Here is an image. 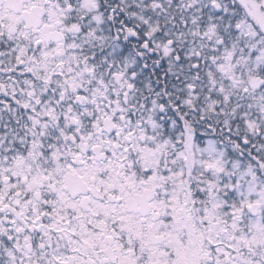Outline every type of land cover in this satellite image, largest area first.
I'll use <instances>...</instances> for the list:
<instances>
[{"label": "snow or ice", "instance_id": "1", "mask_svg": "<svg viewBox=\"0 0 264 264\" xmlns=\"http://www.w3.org/2000/svg\"><path fill=\"white\" fill-rule=\"evenodd\" d=\"M0 264H264V0H0Z\"/></svg>", "mask_w": 264, "mask_h": 264}]
</instances>
